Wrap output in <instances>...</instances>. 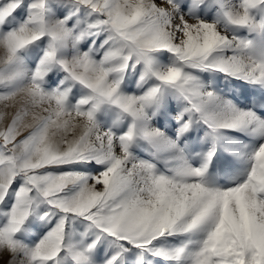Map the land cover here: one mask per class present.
I'll return each mask as SVG.
<instances>
[{"label":"snow or ice","instance_id":"obj_1","mask_svg":"<svg viewBox=\"0 0 264 264\" xmlns=\"http://www.w3.org/2000/svg\"><path fill=\"white\" fill-rule=\"evenodd\" d=\"M0 103L6 264H264V0H0Z\"/></svg>","mask_w":264,"mask_h":264},{"label":"rangeland","instance_id":"obj_2","mask_svg":"<svg viewBox=\"0 0 264 264\" xmlns=\"http://www.w3.org/2000/svg\"><path fill=\"white\" fill-rule=\"evenodd\" d=\"M159 2V0H158ZM4 106L2 103H0V111H4ZM9 112H11V109H9ZM30 119V118H29ZM160 123L161 124H164L165 123V120L164 119H161L160 120ZM168 127H169V130H171L172 127H174V123H172L171 121L168 122ZM9 259V254L8 253H4L3 255H0V264H6L7 260Z\"/></svg>","mask_w":264,"mask_h":264}]
</instances>
